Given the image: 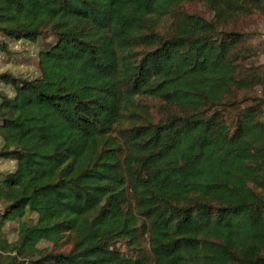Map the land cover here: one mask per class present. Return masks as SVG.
<instances>
[{
  "label": "trees",
  "instance_id": "1",
  "mask_svg": "<svg viewBox=\"0 0 264 264\" xmlns=\"http://www.w3.org/2000/svg\"><path fill=\"white\" fill-rule=\"evenodd\" d=\"M254 13L264 0H0L1 37L50 40L37 77L0 74L17 164L0 264H264V66L235 28Z\"/></svg>",
  "mask_w": 264,
  "mask_h": 264
},
{
  "label": "rangeland",
  "instance_id": "2",
  "mask_svg": "<svg viewBox=\"0 0 264 264\" xmlns=\"http://www.w3.org/2000/svg\"><path fill=\"white\" fill-rule=\"evenodd\" d=\"M179 10L188 14H199L206 19H211L212 17L210 10L199 3L184 4ZM167 25V22L164 21L162 28H167ZM235 28L237 31L246 35L247 46L253 52L250 62L264 66V16L254 13L247 18H239L235 24ZM43 41L39 43L23 42L0 36V44L6 46L5 50L0 49V74H9L14 77L31 79L37 77V52L41 47L40 45H44L45 42H49L50 40ZM0 92L12 95L11 89L2 82H0ZM257 95L264 98V89L258 90ZM150 104L153 106L151 107V115L153 118L159 119L165 115V110H162L157 102L152 101ZM16 167L17 164L15 161L0 157L1 174L13 172ZM15 228V224L14 226L10 224L6 227V233L10 241L16 239ZM118 247L121 248L122 246L118 244Z\"/></svg>",
  "mask_w": 264,
  "mask_h": 264
}]
</instances>
